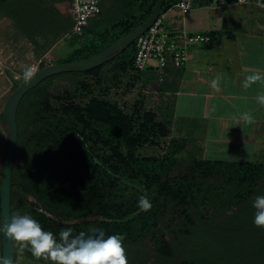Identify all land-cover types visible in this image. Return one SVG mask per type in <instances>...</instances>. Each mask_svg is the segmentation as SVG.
<instances>
[{
  "label": "trees",
  "instance_id": "obj_1",
  "mask_svg": "<svg viewBox=\"0 0 264 264\" xmlns=\"http://www.w3.org/2000/svg\"><path fill=\"white\" fill-rule=\"evenodd\" d=\"M57 1L63 5L62 12L56 6ZM155 1L132 0L130 6L124 5L120 19L102 26L103 2L100 0V13L89 21L80 36L67 38L77 45L66 60L58 63L81 61L107 48L141 24ZM177 1L164 0L160 14ZM47 2L52 8H48ZM69 8L70 0H0V17L9 20L25 37L32 38L48 30L58 41L63 40L72 26ZM59 21L62 26L55 29ZM31 28L33 33L28 32ZM134 51L135 41L103 65L119 60L122 74L131 71L136 77L141 72L133 68ZM100 67L51 76L22 97L17 108L11 217L30 215L57 237L67 228H72L74 235L100 228L106 234H123L125 248L141 243L169 258L173 256L172 246L160 224L166 212L173 209L183 217L180 225L185 233H190L188 226L203 220L221 230L225 239L238 237L243 241L245 245L242 243L240 248L246 255L244 264H264V227L253 223L255 209L252 207L255 197L264 195V163L190 156L191 160L182 165L173 155L138 156L135 152L139 147L154 144L152 135L169 133L165 124L156 121L157 111L129 114L116 102L97 96L79 103L70 101L68 95L67 102L58 107L49 101L48 86L55 77L92 74ZM98 144L107 149L106 153L95 148ZM173 144L171 154L178 152L184 141L174 140ZM17 158L22 161L16 168L22 171V178L20 190L16 192L14 162ZM28 196L35 202L28 201ZM141 197L149 200L148 211L140 208ZM201 204L203 208L212 209L215 205L220 208L223 216L219 224H215L207 211L203 216L192 213V208L198 211ZM22 245L27 257L36 258L23 242ZM179 264L212 263L188 259Z\"/></svg>",
  "mask_w": 264,
  "mask_h": 264
},
{
  "label": "crops",
  "instance_id": "obj_2",
  "mask_svg": "<svg viewBox=\"0 0 264 264\" xmlns=\"http://www.w3.org/2000/svg\"><path fill=\"white\" fill-rule=\"evenodd\" d=\"M193 7L181 15L171 6L162 15L170 31L203 32L211 41L190 47L183 67H166L151 91L153 108L168 113L169 138L184 141L179 151L186 155L257 162L264 156V9L236 0H203ZM15 32L0 17V114L5 85L14 81L9 60ZM157 79L152 65L135 77V86L148 98Z\"/></svg>",
  "mask_w": 264,
  "mask_h": 264
},
{
  "label": "rangeland",
  "instance_id": "obj_3",
  "mask_svg": "<svg viewBox=\"0 0 264 264\" xmlns=\"http://www.w3.org/2000/svg\"><path fill=\"white\" fill-rule=\"evenodd\" d=\"M132 1V0H131ZM129 0H102L103 2V14L100 18L101 25H105L108 22L116 21L121 17V11L124 5H131ZM58 2V1H57ZM56 2V6L62 12L63 5L61 2ZM48 8H52L49 2L46 3ZM203 4V0H196L193 8H198ZM133 9L136 6L133 4ZM3 18V17H2ZM6 19V18H5ZM7 20V19H6ZM164 25L169 30L166 22ZM62 26L59 21L58 29ZM15 48H13V54L9 60V68L14 72L13 76H16V80L8 82L5 85L8 89L5 91L3 99L6 100L8 95L14 90L15 85H19L24 79L25 69L32 66L38 59H40L48 51L49 57L52 63H58L66 60L70 51L77 45L69 39L56 41L52 33L48 30L42 32V34H36L32 38L25 37L21 30L15 28ZM28 32L33 33L34 28L28 29ZM19 48V52H17ZM119 60H113L105 65H102L96 73L84 74L80 76L60 75L55 77L49 84L48 93L49 101L58 107L59 104L67 102L65 99L68 95L71 96L70 101L84 103L91 96L104 97L107 100L116 102L124 110L131 114L132 112L142 113L145 110H155L153 103L155 102L153 97L155 96L152 90H155L151 86L149 89V97L143 95L140 87L135 86V75L130 71L122 74L119 68ZM45 66V65H44ZM43 67V66H42ZM87 87H83V85ZM15 86V87H14ZM157 89V88H156ZM156 121L166 125V129L169 130L168 135H155L151 137L154 144H145L136 150V155L142 157H165L173 155L176 157L182 165L190 161L192 157L185 153L178 151L172 153L174 148L173 138H169L171 135L170 119L168 113L158 114ZM0 137L7 142L8 138V126L5 119L0 116ZM101 144L95 146L99 152L106 153L107 149H102ZM261 160L257 162L264 163V156L260 157ZM21 159L17 158L14 162V177H15V191L20 190V180L22 178V171L17 170L21 166ZM2 165L3 157L0 163V186L2 180ZM210 181V180H209ZM215 179H211L214 182ZM28 201L34 203L35 200L32 196H28ZM217 203V202H215ZM195 211V212H194ZM213 218L215 224H219L222 219L221 210L216 205L210 208H203V204L199 205V209L194 210L192 213H196L203 216V212H206ZM191 212V211H190ZM172 210H168L166 214L161 218V228L165 237L172 246L173 256L166 258L159 254H156L149 247L136 243L132 246L125 248V254L127 257V264H179L183 260H199L203 262L210 261L212 264H244L246 255L242 252L240 245L243 243L238 237H228L225 239L221 230L215 226L210 227L207 223H203V220L194 223L192 226H188L190 233L184 232V228L180 225L184 220L181 215H178ZM1 219V216H0ZM78 221H71L76 223ZM1 227V223H0ZM243 245H245L243 243ZM16 264H49V262H43L41 259L29 258L23 252L22 242L16 241ZM256 251V249H254ZM252 251V252H254ZM1 254V250H0Z\"/></svg>",
  "mask_w": 264,
  "mask_h": 264
},
{
  "label": "clouds",
  "instance_id": "obj_4",
  "mask_svg": "<svg viewBox=\"0 0 264 264\" xmlns=\"http://www.w3.org/2000/svg\"><path fill=\"white\" fill-rule=\"evenodd\" d=\"M34 75L32 68L24 71V79ZM139 206L148 211L149 200L141 197ZM255 209L253 223L264 227V195H258L252 202ZM71 223V221H66ZM0 231L14 241L23 242L37 259L51 264H127L123 234H106L103 229L91 228L73 234L72 228L62 230L57 237L46 231L41 223L30 215L12 216ZM0 264H10L8 257H0Z\"/></svg>",
  "mask_w": 264,
  "mask_h": 264
},
{
  "label": "built area",
  "instance_id": "obj_5",
  "mask_svg": "<svg viewBox=\"0 0 264 264\" xmlns=\"http://www.w3.org/2000/svg\"><path fill=\"white\" fill-rule=\"evenodd\" d=\"M196 0H178L173 6L181 15L191 11ZM238 3H254L264 9V0H236ZM101 11L100 0H70L69 13L72 19L70 30L64 35L63 40L72 35L80 36L89 21L95 18ZM164 15L160 14L149 29L135 40L133 55V68L138 72L145 71L154 65L158 79L156 87H159L166 67L170 64L175 68H181L188 59V49L193 46L208 44L211 36L203 32L187 33L181 31L175 33L168 31L164 25ZM51 64L49 53H45L30 68L35 73L41 65ZM13 76V80H16Z\"/></svg>",
  "mask_w": 264,
  "mask_h": 264
},
{
  "label": "water",
  "instance_id": "obj_6",
  "mask_svg": "<svg viewBox=\"0 0 264 264\" xmlns=\"http://www.w3.org/2000/svg\"><path fill=\"white\" fill-rule=\"evenodd\" d=\"M164 0H156L149 16L130 33L119 38L107 48L99 53L76 62L51 63L40 67L34 75L17 85L6 98L2 107V116L8 126L7 142L0 137V163L3 157L2 180L0 186V223L1 227L11 219V176L12 166L17 145L18 125L17 108L22 97L43 80L61 73L87 72L104 63L112 60L126 48H128L140 35L146 32L156 18L160 15ZM1 234V254L0 257H8L10 264H15V243L9 238L6 232Z\"/></svg>",
  "mask_w": 264,
  "mask_h": 264
}]
</instances>
